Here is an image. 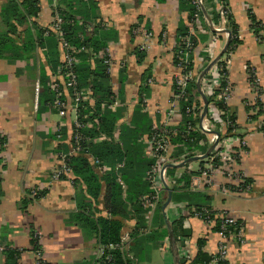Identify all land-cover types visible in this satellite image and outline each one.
Wrapping results in <instances>:
<instances>
[{
  "label": "crops",
  "instance_id": "0c3cea01",
  "mask_svg": "<svg viewBox=\"0 0 264 264\" xmlns=\"http://www.w3.org/2000/svg\"><path fill=\"white\" fill-rule=\"evenodd\" d=\"M36 1L38 11L27 22L32 31L31 24L46 29L52 10L58 6V0ZM198 1L202 5L198 24L192 28L197 43L190 69L195 85L210 63L206 65L204 57L212 61L228 40L230 44L231 33L228 35L227 31L230 32L231 23L235 25L239 44L231 50L228 46L218 60L227 71L226 80L232 88L225 105L228 113L235 117V127L225 135L222 129L220 142L231 152L238 153L234 170L244 177L246 188L239 193L226 192L227 181L218 171L210 174L202 186H195L196 179L210 165L209 160L198 159L178 167L186 161L187 153L173 157L175 148L166 165L165 185L160 190L159 201L148 207L141 202L145 195H139L137 204L144 212L125 207V215L116 218L123 226L120 243L116 245H121L118 250L127 264H174L176 255L178 264H185L200 256H215L220 239L214 223L192 214L193 209L200 208L226 213L238 223L241 242L237 236L230 239L226 264H264V136L260 130L264 122V0H226V8L219 0ZM7 3L8 0H0V39L8 30L4 11ZM86 4H90L89 10L93 13L89 14L90 31L86 33L91 36L94 28L100 27L109 38L106 48L114 64L109 85L112 96L120 103L109 111L117 115L111 137L105 134L90 137V133L88 144L118 143L125 156L112 165L102 164L90 153L84 157L99 177L123 172L127 178L130 175L131 180L137 174L147 182V173L154 164L148 131L168 120L172 82L179 72L173 63L176 30L181 23L191 29L187 3L185 0H90ZM191 4L194 5L193 1ZM248 14L260 22L258 33ZM213 15L218 18L212 20ZM11 22L14 21H8ZM97 31L99 33V29ZM144 32L151 34L148 41L143 37ZM143 44L146 48L141 50ZM41 53L37 49L34 60L25 62L0 50V135L6 139L0 152V246L4 247L0 251V264H102L103 247L94 231L79 219L81 211L76 197L80 185L71 181L72 176L51 179L61 155L70 158L79 155L71 154L72 128L78 115L69 112L65 117L59 116L49 102L48 83V91L39 84L35 97L34 85L39 82L38 70L44 62ZM57 56L60 61L59 47ZM91 66L96 67L93 61ZM45 69L48 71L47 67ZM253 74L258 79L259 96L252 83ZM86 90L89 91L90 119L82 120L89 124L84 129L91 131L99 123L101 110L96 111L92 92L90 88ZM66 98L69 99L67 95ZM197 101L199 105L194 106L203 109L200 95ZM258 101L261 113L256 107ZM211 105L212 102H208L209 110H212ZM202 109L194 119L195 125L199 128L203 124L211 130L210 133L199 132L205 141L200 140L197 145H207L208 149L214 136L212 132H218L219 127L208 115L209 110L201 120ZM222 114L219 112L221 119ZM182 119L180 109L175 110L172 124H182ZM192 153L193 157L201 155L199 150ZM194 162L196 168L192 166ZM170 168L174 169L172 176ZM185 174L189 176L187 187L176 182ZM116 181L121 185L124 199L126 189L133 182L124 184L118 176ZM104 189L102 186V194ZM149 189L150 193V185ZM169 193L170 201L163 210ZM88 210L94 213V216L89 215L91 220L99 213L106 216L101 199ZM176 222H180L181 228ZM7 250L19 254L10 261Z\"/></svg>",
  "mask_w": 264,
  "mask_h": 264
},
{
  "label": "trees",
  "instance_id": "16d2710c",
  "mask_svg": "<svg viewBox=\"0 0 264 264\" xmlns=\"http://www.w3.org/2000/svg\"><path fill=\"white\" fill-rule=\"evenodd\" d=\"M89 1L90 0H58V6L56 9L65 22H73L72 25H63L65 40L76 48L84 47L85 49L89 50V52H81L78 55L80 60L79 65L76 67L78 84L81 88H90L96 111L98 113L100 110L103 111L102 113L101 111L99 113L100 118L97 127H95L91 131L81 129L79 130V132L84 136H88V134L91 133L90 137H96L100 134H105L107 137H111V133L114 127L113 122L117 115L110 113V110L103 109L102 107L100 108L102 104H108L112 101V93L109 85V75L106 72V67L103 64V61L94 56V54H97L99 51L106 49V41L109 38H106L107 34L100 27H95L93 30V35L91 36L85 33V27H87V24H89V21H91V19L89 18V14H93L92 11L89 10L91 9L90 4H86ZM192 1L193 0H185L190 14L188 18L189 23H191L192 16L196 9L195 6L191 4ZM220 1L222 5H224L223 7L226 8V0ZM4 11L7 16L6 22L8 30L1 35V52L6 50L7 52L11 53L14 59L27 62L29 61L28 59L34 60L33 54L37 51V49H39L42 52L40 58H42L44 62L39 66L38 80L40 86H43L47 90L46 84L49 82L50 77L54 75V73H56L57 68H59L62 63L61 60L59 61L57 56L58 42L56 40V37L52 33L44 36L45 30L42 28H38L35 24H31L33 31L27 26L29 18L34 17L38 11L37 1L24 0L18 3L15 0H8ZM76 17H79V19H77ZM248 17L254 25L255 32L258 33L261 29L259 25L260 22L256 21L255 17L251 14H248ZM211 18L212 20L217 19L218 15H213ZM10 20L14 22L8 23V21ZM76 21H79L81 25L77 24ZM24 25L25 28H23ZM98 29L99 33L97 31ZM229 30L231 33L229 50H231L239 44V41L236 39V29L233 23H231V26H229ZM189 33L190 29L185 24L181 23L178 26L176 30V45L178 46V51L181 50L180 47H182L184 40L187 38H190L191 42H193L194 44V47L196 46V38L192 35L189 36ZM80 34L84 35L83 39H80ZM184 58V56H173V63L175 66L178 65V63H181L182 66L186 67L185 71H188L193 67V54H188L187 64L184 63ZM204 59L207 65L210 60L205 57ZM92 61L93 64L96 65V67L91 66ZM216 65H222V63L218 61ZM46 67L48 68V71H46ZM220 74L226 77L227 71L223 68ZM224 85L225 83L222 82L221 87H223ZM173 90H175L174 87ZM49 96H51L49 98V102L50 104H52V93H50ZM198 98L199 95L196 90L195 81H191L186 88L185 97L179 102V109L183 118V123L178 127L180 131H184L187 122L191 121L190 116L186 115V110L188 108H191L194 104L199 105V102L197 101ZM207 99L208 102L215 101L217 109L220 112H223L222 118L225 119V121L227 120L231 122V125L228 126L224 135L231 133L235 127V117L228 113L226 105L221 101L214 100V97H207ZM256 107L259 108V113L263 112L261 110V103L259 101L256 102ZM90 111L91 110L88 103L82 105L79 108L78 120L83 121L82 119L84 117L86 119H90ZM195 124L196 122L193 121V125ZM73 130L74 127L72 128V134ZM260 130L264 136V125L261 126ZM199 132L200 131L197 130L192 132L187 141H185L182 137H177L175 140H173V143L176 145L183 142L184 145H186L188 152L184 157L185 159L193 157L194 153L192 152H195V150H199L201 154L205 153L207 145H205L204 147H200L197 145L200 140L205 141V138L199 135ZM148 133L150 135L149 131ZM181 135L182 134L180 133L179 136ZM5 143V137L0 135V152L3 150ZM205 144H207V142ZM82 147L83 149L79 153V155L69 158L68 162L72 173L71 181L75 185H80V191L78 196L76 197V199L78 200L77 208L81 211L79 219L83 224L94 231L95 235L97 236L98 243L103 247L104 256L101 257L102 264H127L118 249H108L110 245H116L120 243V232L123 226L122 222L116 218L121 216L123 217L125 215V207H132V209L137 213L144 212V210L138 205L140 203H138V199H140L141 197L140 196L138 198V196L148 194L150 191L149 185L147 182L142 181V177L137 174L132 177V180L129 179L130 175L129 178H127L125 176L127 174L123 172H121L120 174L118 173V175L106 174L102 177H99L90 166L88 159L84 157L85 154L90 153L102 164H116L122 161L125 156L123 148L118 143L114 144L107 141L92 145L84 143ZM182 152L183 151L181 150V148H179V146L176 147V150L173 153V157L183 154ZM168 171L169 175L172 176L174 173V169L170 168ZM117 176L124 184L133 182V185H131L132 188L128 187L126 189L124 199L122 198L121 185L116 181ZM176 182L184 183L183 186L187 187L189 184V176L185 174L177 179ZM102 186H104L105 188L103 194ZM99 199H101V201L103 202V209L106 212V216H103L99 213L98 216L94 217L91 220L90 216H94V213L88 209L91 208L93 204H97V201ZM217 220L218 219L216 218L214 223L216 231L218 230ZM176 225L181 228L180 222H176ZM181 233H184V231L181 230ZM6 254L8 260L12 261L18 256L19 253H17V251L14 252L7 250ZM106 256H110L111 261H106ZM210 260L211 258L200 256L194 260H190V264H208ZM180 262L184 263V260H180Z\"/></svg>",
  "mask_w": 264,
  "mask_h": 264
},
{
  "label": "built area",
  "instance_id": "2783aa9c",
  "mask_svg": "<svg viewBox=\"0 0 264 264\" xmlns=\"http://www.w3.org/2000/svg\"><path fill=\"white\" fill-rule=\"evenodd\" d=\"M18 3L24 0H15ZM219 3L221 1L219 0ZM193 4L196 8L193 19L190 23V33L189 36H193L192 28L194 25L198 24L199 21V11L200 6L202 5L200 1L193 0ZM77 24L81 25L79 21H76ZM72 25L73 22H65L61 15L58 13L57 9L54 8L51 13L49 26L44 29V36H47L49 33H52L58 42V47L61 51L62 65L58 68L57 73L54 77H52L48 82V89L51 91L53 95L52 108H54L59 116L65 117L69 112H73L78 115L79 108L88 103L89 100V91L86 88L79 87L78 84V76L76 72V67L79 65L80 60L78 55L81 52H89V50L84 47L76 48L71 45L69 42L65 40V33L63 31V25ZM90 31L88 27H85V33ZM80 39H83L84 35H79ZM144 39L148 41V38L151 37L150 33L144 32ZM141 50L145 49L146 46L143 44L140 46ZM181 50L178 51V46L175 45L173 48V55L176 57L184 56V63H188V54H194L195 47L193 42H191L190 38L184 40ZM94 56L103 61L104 66L106 67V72L110 75L111 70L113 68V61L111 59L110 52L108 49H104L99 51ZM211 67V69L206 73L201 81V91L207 97H214V100L221 101L223 104H226L231 97L232 88L230 84L227 82L226 77L221 75L220 72L223 69L222 65H216ZM178 69V73L174 76L172 86L175 88L173 90L172 97L169 102V113L168 120L163 122L162 124L152 127L150 135L148 137V143L151 149L152 156L154 158V164L150 167L146 180L150 185L151 192L142 197L141 202L148 207L154 206L160 199V190L164 188L165 185V175H166V165L169 162V158L171 153L176 147H180L181 150L185 153L188 152L186 145L184 142L181 144H174L173 140L177 137H182L185 141L189 139V136L192 132L199 130L200 132H208L210 133L209 128L207 126L201 124L200 127H196L193 125V121L198 116L199 112H201V107L192 106L186 110V115L190 116L191 121L187 122L184 131H180L178 127L181 125L179 123L172 124L171 121L174 117L175 110L179 109V102L185 97L186 88L188 84L193 80L191 71H185L184 66L181 63L176 65ZM224 82L225 85L221 87V83ZM252 83L254 89L257 92V95H260V89L258 86V79L252 75ZM39 82H36L34 85V94L37 97L39 93ZM69 97V99L66 98ZM120 105L119 101L112 96L111 103L102 104L103 109H107L113 111L116 107ZM212 110H209L207 107L208 115L211 117V120L215 122L219 127V134L222 129H225V132L230 126V121H225V119H221L219 116V110L216 107L215 101L212 102ZM218 111V113H217ZM206 112V114H207ZM85 118V117H84ZM264 125V122H263ZM89 124L87 122H83L81 120H77L74 123V130L72 134V142H73V150L71 154H78L82 151V145L84 143H88L89 139L87 136L82 135L79 130L88 127ZM180 133L182 134L181 136ZM215 139V135L210 140V143ZM192 140V139H191ZM199 156H202L199 155ZM239 157L238 153L231 152V149L225 148L223 144L220 142V138L218 140L217 145L213 153L206 159L209 160L210 165H208L203 171L199 179H196L195 186H202L205 184L207 177L218 171L222 172L226 182V192H242L245 185L244 177L236 172L234 169V165L236 163V158ZM69 155H61L60 162L58 166L52 171L51 179L58 180L62 176L71 177V169L68 165ZM216 163V165H213ZM192 214L195 217L202 219L207 223H215V219L218 220V230L217 235L220 239V243L218 245V251L215 256L211 258L208 264H217L222 263L226 264V256L228 252V247L230 243V239L233 236L238 237V242H241L239 237L238 223L234 219L233 216L228 215L226 213H218L214 212L209 208H200L193 209ZM121 245H110L109 250L119 249ZM4 247L0 246V251H3ZM104 250L102 249L100 252V256H104ZM106 261H111L110 256L105 257ZM190 264V263H185Z\"/></svg>",
  "mask_w": 264,
  "mask_h": 264
},
{
  "label": "water",
  "instance_id": "95a60500",
  "mask_svg": "<svg viewBox=\"0 0 264 264\" xmlns=\"http://www.w3.org/2000/svg\"><path fill=\"white\" fill-rule=\"evenodd\" d=\"M227 33H228V35H230L229 31H227ZM228 46H229V40L227 41L225 47L219 53V55L217 57H215L212 61H210V63L203 69V71L200 73V75L198 76V79L196 81V89H197V92L200 95L202 103H203V109H202V113H201V120L204 118V116H205V114L207 112V106H208V99L206 98V96L201 91V81H202L203 77L206 75V73L211 69V67L214 66L215 63L220 59V57L223 55V53L226 52ZM212 134L215 135V139L212 141V143L209 145L208 149L206 150V152L202 156H200V157H191L188 160H186L184 163L179 164L178 167H182L183 164H185L187 162H193V161L198 160V159H206V158H208L213 153V151L215 149V146L217 145L218 140L220 138V134L218 132H212ZM169 201H170V193H169V197H168L167 201L162 206L163 210L168 205ZM170 239H171L173 252L175 253L174 255H176V252L174 250V244H175L174 237H173L171 232H170ZM174 264H178L177 255H176Z\"/></svg>",
  "mask_w": 264,
  "mask_h": 264
},
{
  "label": "rangeland",
  "instance_id": "374dc122",
  "mask_svg": "<svg viewBox=\"0 0 264 264\" xmlns=\"http://www.w3.org/2000/svg\"><path fill=\"white\" fill-rule=\"evenodd\" d=\"M174 56V55H173ZM197 90V89H196ZM186 160H188V159H186ZM192 166L194 167V168H196V164H195V162L192 164Z\"/></svg>",
  "mask_w": 264,
  "mask_h": 264
}]
</instances>
